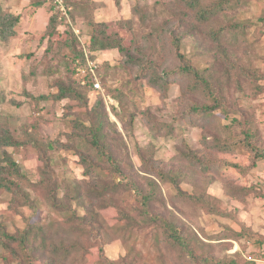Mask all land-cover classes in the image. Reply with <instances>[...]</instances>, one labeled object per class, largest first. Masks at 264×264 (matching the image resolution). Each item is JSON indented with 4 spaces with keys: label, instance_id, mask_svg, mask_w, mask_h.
<instances>
[{
    "label": "rangeland",
    "instance_id": "obj_1",
    "mask_svg": "<svg viewBox=\"0 0 264 264\" xmlns=\"http://www.w3.org/2000/svg\"><path fill=\"white\" fill-rule=\"evenodd\" d=\"M218 1L222 0H0L2 14L10 22L9 15L16 18L14 26L6 20L0 26V132H10L20 141L56 143L48 171L57 195L65 198L67 186L89 179L79 153L98 155L77 122L89 126L95 117L92 109L103 102L98 107L111 123L104 143L111 147L113 161L123 162L126 177L141 187L142 177L155 178L156 170L167 174L180 169L194 178L198 195L205 194L201 210L176 207L171 198L167 206L174 210L171 221L205 240L208 264L231 259L264 264V159L256 160L252 150L241 146L227 152V142L241 139L245 122V129L258 133L256 148L264 154V0H230L219 13L201 15ZM54 17L57 23L50 27ZM94 23L120 37L126 52L101 51L83 61L79 55L89 51ZM89 61L96 65L90 72L101 89L94 84L96 90L87 93L83 87ZM185 61L214 78V94L226 96L224 107L207 115L193 113L198 104L211 105L209 95L190 90L185 76L166 75ZM59 84L86 93L88 104L74 98L58 100ZM8 156L34 186L22 181L28 198L18 203L0 188V221L10 234L34 224L41 236L52 240L54 224H63L66 217L51 213L46 190L38 184L46 175L40 174L37 151L32 144L0 147V159ZM151 167L152 176L146 172ZM104 175L113 178L108 172ZM184 188L190 190L191 185ZM158 197L168 198L165 186H160ZM32 201L36 209L29 206ZM81 203L93 206L91 199ZM151 211L169 215L165 206L153 204ZM186 213L184 222L176 218ZM99 214L104 230L82 264H101V248L110 260L125 254L109 235L119 221L118 212L108 207ZM159 228L140 232L149 248L146 262L191 264L168 256L171 247ZM14 250L19 249L8 251L0 244V264H24L11 253Z\"/></svg>",
    "mask_w": 264,
    "mask_h": 264
},
{
    "label": "trees",
    "instance_id": "obj_2",
    "mask_svg": "<svg viewBox=\"0 0 264 264\" xmlns=\"http://www.w3.org/2000/svg\"><path fill=\"white\" fill-rule=\"evenodd\" d=\"M239 0H235L238 4ZM223 3H230V0L218 1L212 9L201 13L202 16L207 17L208 14L216 12L222 8ZM77 6H75L76 8ZM72 12V11H71ZM11 22L8 19V15L2 14L0 7V26L7 21L9 26H14L16 18L9 15ZM57 23L56 18L51 19L50 27L55 26ZM119 50L121 53L126 52L122 45V39L116 34L108 35L106 33L105 25H98L94 23V29L91 36L89 51L86 53H80L85 61L87 56L88 60L94 59V54L101 51ZM90 54V55H89ZM91 56V58H90ZM94 61V60H93ZM85 80L86 87H83L86 92L96 90L94 88L95 79L90 72L89 67L85 68ZM167 77L174 75H182L189 79L191 82L189 89L192 91H198L200 94H206L210 97V104L200 106L198 104L194 107L193 113H213L218 107L225 106L226 96L223 97L221 93L218 96L214 94L212 76H208L206 72L201 71L200 68L192 66L189 62L185 61L181 64V67L175 71L166 73ZM251 77L250 75H246ZM167 78L162 80L163 83ZM255 79V76L253 77ZM240 84V83H239ZM59 92L56 98L58 100H64L66 98H74L76 100L85 101L88 104V99L82 93H79L74 87L70 85L59 84ZM239 90L243 89L238 85ZM100 90V89H99ZM119 98V97H116ZM120 99V98H119ZM100 103V105H99ZM98 106H103V102H98L95 105L94 111L95 117L90 120L89 126L83 122H77L83 130H86V141L90 148H93L98 152L93 155V158H89L87 155L79 153L81 158V164L84 165L85 175L89 179H84L78 184L67 186V192L65 198L59 197L55 191V185L53 180L49 176L48 169L51 166V159L49 153L56 151V143L48 142L45 144L38 143L37 141H20L14 138L10 132H0V147L19 148L32 144L33 148L37 151L38 159L42 166L39 170L43 176L46 177L38 182L45 188L46 201L49 203L51 213H61L66 217L63 224H54V232H52V240L41 236V233L36 229V225L28 224L27 230L17 233H8L6 223L0 221V244L5 249L10 251L13 247L17 246L19 250L11 251L18 259L24 264H32L33 261H49L50 264H82L84 262V254H87L92 248V243H96L98 235H102L105 225L101 222L99 211L105 208H114L118 212V223L113 228V233L109 234L113 237V241L120 244L125 250L124 255H120L116 260H110L105 257L103 248L100 249V256L103 258L101 264H148L146 262V254L149 250L147 242L142 238L140 232L146 228H152L154 226L160 227L166 235V244L170 245L171 250L168 253L170 258H173L177 262L182 260V263L196 264L197 260H202L204 264H208L210 261L205 257L206 249L205 240L199 235V233L192 230L190 227L181 229L176 221H171L170 217L173 216L172 208H168V199L171 198L173 205L189 207L194 209H202L203 198L205 194L199 196V186L194 183V178L191 176L189 179L183 170H169L167 174H162L159 170L153 172L150 169H146V172L155 178L142 177L145 180L144 186H138L133 177L124 175L122 171L123 162L113 161L108 143H104L108 137L107 127L110 125L108 114L105 111H101ZM226 114V109L223 108ZM246 120V119H245ZM242 130L240 131L241 139L239 141L232 140L227 142V152H235L242 148L252 150L257 159L263 160L264 154L260 153L261 150L257 149L258 146V133L256 130H252L251 127L245 129V122L242 124ZM111 126V125H110ZM230 131V126L227 124L225 127ZM239 139V138H238ZM223 148V144L220 146ZM5 154V153H4ZM6 155V154H5ZM7 156V155H6ZM100 157V158H99ZM102 157H106L107 160H101ZM5 164V165H3ZM105 172L113 175V178L106 177ZM108 176V175H107ZM20 180V184L16 181ZM27 186L33 188L34 184L28 181V177L22 173V170L18 163L13 159L4 157L0 159V188L9 192L13 196L15 203L27 202V196L24 183ZM27 181V182H26ZM190 184L191 189L184 188V184ZM160 186H165L168 193V198L158 197L160 193ZM35 188V187H34ZM250 192V191H249ZM248 192V193H249ZM25 195V196H24ZM85 199H91L93 206H82L81 202ZM130 200V201H129ZM139 205H135V202ZM125 204V205H124ZM153 204L165 206L169 215L156 213L151 211ZM124 205V206H123ZM36 209L35 203L31 202V205ZM181 207V209H182ZM156 208V207H154ZM180 213V212H179ZM136 214L138 217H134ZM186 214H178V218L181 222L186 220ZM43 231V230H42ZM37 240L42 241L37 243ZM103 241V238L101 239ZM155 242L156 239L154 240ZM44 242L49 243V248L46 247ZM260 244V242H259ZM257 245V244H256ZM20 251V254L17 252ZM256 260H252L254 264ZM176 264V263H175ZM217 264H238V261L232 260L228 263L219 262Z\"/></svg>",
    "mask_w": 264,
    "mask_h": 264
},
{
    "label": "built area",
    "instance_id": "obj_3",
    "mask_svg": "<svg viewBox=\"0 0 264 264\" xmlns=\"http://www.w3.org/2000/svg\"><path fill=\"white\" fill-rule=\"evenodd\" d=\"M90 62V61H89ZM96 68V65L95 64H92V62H90V66H89V69L91 72H94V69ZM95 88L96 89H101V85L99 83H96L95 84Z\"/></svg>",
    "mask_w": 264,
    "mask_h": 264
}]
</instances>
